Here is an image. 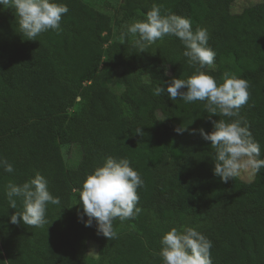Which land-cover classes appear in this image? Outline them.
Instances as JSON below:
<instances>
[{"label": "trees", "instance_id": "obj_1", "mask_svg": "<svg viewBox=\"0 0 264 264\" xmlns=\"http://www.w3.org/2000/svg\"><path fill=\"white\" fill-rule=\"evenodd\" d=\"M56 2L69 9L62 30L36 41L20 33L12 9L0 11V159L14 168H0V264H163L159 241L181 226L212 242V264H264V169L251 182H221L213 175L210 142L191 132L210 133L212 121L229 118L213 116L206 102L154 95L155 88L195 72L179 39L165 36L141 53L127 38L109 41L108 14L83 0ZM232 2L123 0L120 9L125 19L143 21L158 5L162 15L186 17L193 30H208L215 68L203 71L218 84L225 73L248 82L240 116L264 158V0L240 13L231 12ZM180 127L188 130L177 134ZM65 145L80 150L73 169L63 161ZM108 157L127 158L144 182L137 189L141 213L115 219L110 239L95 222L85 227L80 204H72L85 178ZM37 172L61 203L47 205L42 228L13 225L9 217L23 205L18 198L15 209L4 204L5 186ZM90 243L97 246L93 261Z\"/></svg>", "mask_w": 264, "mask_h": 264}, {"label": "clouds", "instance_id": "obj_2", "mask_svg": "<svg viewBox=\"0 0 264 264\" xmlns=\"http://www.w3.org/2000/svg\"><path fill=\"white\" fill-rule=\"evenodd\" d=\"M12 9L18 18L20 33L29 41L43 33L61 31L62 16L69 9L66 4L56 0H0V11ZM165 36H174L184 47L182 56L195 72L187 79H172L167 87H157L154 95H167L169 100L185 103L202 101L213 116L219 114L229 119L212 121L213 129L206 133L204 129H193L191 134H199L209 141L214 149L213 175L221 182L239 176L247 171L253 177L264 169L261 158V146L252 137L247 122L240 116V109L249 100L248 82L225 73L223 83H217L213 76L203 71L215 68V51L208 46L209 33L206 28L193 30L192 22L186 17L175 14L162 15L160 6L153 5L146 13V19L135 21L126 27L119 37L121 43L132 38V44L144 53L146 47L161 41ZM183 90V91H182ZM177 128V134L187 131ZM134 132L143 135L142 127ZM0 168L13 173L14 168L7 160L0 159ZM140 174L130 166L127 158L108 157L101 166L96 167L82 183L77 203L80 204L85 227L93 222L99 234L110 239L115 236L113 221L135 220L142 209L138 207V188L143 187ZM49 181L39 172L34 178L22 184L9 182L5 186V195L10 208L17 207V198L23 205L21 212L9 217L13 225L24 224L42 228L47 223L46 207L50 203L59 205V197L49 191ZM86 217V219H84ZM159 256L163 264H212V242L194 227H173L160 239Z\"/></svg>", "mask_w": 264, "mask_h": 264}, {"label": "rangeland", "instance_id": "obj_3", "mask_svg": "<svg viewBox=\"0 0 264 264\" xmlns=\"http://www.w3.org/2000/svg\"><path fill=\"white\" fill-rule=\"evenodd\" d=\"M83 1L88 3L98 11H101L112 17L113 26H112L111 36L109 38L110 42H121L119 37L121 33L126 30V27L135 21H141L139 18H132V19L124 18V12L121 11L120 9L123 0H83ZM258 2L259 0H233V2L231 3V12L240 13L243 11V9L252 6ZM127 39L128 42L132 45V38L128 37ZM158 117H160L159 114ZM60 150L66 168L67 169L75 168L81 155L79 148L77 146L65 145V146H61ZM237 177L244 182H251L254 176L250 178L249 173L247 171H242V173ZM76 202H77V196L74 195V197L72 198V204L74 205L76 204ZM4 204L6 206H9L8 199L4 200ZM89 257L92 261L95 260L97 257V246L93 243H90L89 245ZM90 264H94V261L91 262Z\"/></svg>", "mask_w": 264, "mask_h": 264}]
</instances>
